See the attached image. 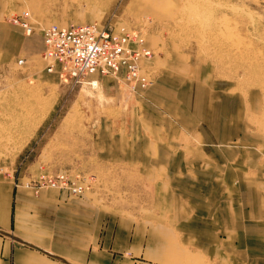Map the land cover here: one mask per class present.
I'll return each instance as SVG.
<instances>
[{
    "label": "crops",
    "instance_id": "obj_1",
    "mask_svg": "<svg viewBox=\"0 0 264 264\" xmlns=\"http://www.w3.org/2000/svg\"><path fill=\"white\" fill-rule=\"evenodd\" d=\"M182 1L128 0V25L108 19L118 32L148 27L154 55L140 74L153 82L107 75L89 92L105 110L74 143L89 151L63 170L88 172L76 174L81 195L33 183L52 171L46 145L17 168L0 163V264H264V97L175 34ZM86 23L103 24L46 0H0V63L24 58L39 87L75 88L60 64L47 70L44 30Z\"/></svg>",
    "mask_w": 264,
    "mask_h": 264
},
{
    "label": "rangeland",
    "instance_id": "obj_2",
    "mask_svg": "<svg viewBox=\"0 0 264 264\" xmlns=\"http://www.w3.org/2000/svg\"><path fill=\"white\" fill-rule=\"evenodd\" d=\"M127 1L46 0L49 9L65 19L97 15L103 24L112 19L128 25ZM138 27L147 36L148 27ZM174 29L219 74L238 79L264 97V0H183ZM38 83L24 65L0 63V163L17 168L40 157L38 149L46 145L48 153L41 157L52 171L41 173L87 176L85 170H63L76 166L89 151L87 144L74 143L104 112V98L89 95L93 89L85 85L51 92Z\"/></svg>",
    "mask_w": 264,
    "mask_h": 264
},
{
    "label": "built area",
    "instance_id": "obj_3",
    "mask_svg": "<svg viewBox=\"0 0 264 264\" xmlns=\"http://www.w3.org/2000/svg\"><path fill=\"white\" fill-rule=\"evenodd\" d=\"M24 19H19L27 35L34 32L31 15L23 12ZM46 49L43 58L47 70L52 71L56 64L61 65L62 76L66 80L90 88L100 87L101 78L107 75L116 76L120 83L132 89H146L153 80L140 74V60L150 59L153 49L145 45L144 31L131 30L118 32L110 21L104 24L86 23L71 27L53 24L44 30ZM132 42L137 47H132ZM26 63L24 58L19 65ZM125 68V74L121 70ZM96 75V77H92ZM84 178H78L68 172L56 174H39L32 177L38 186H49L67 190L71 195H81L85 190Z\"/></svg>",
    "mask_w": 264,
    "mask_h": 264
},
{
    "label": "bare ground",
    "instance_id": "obj_4",
    "mask_svg": "<svg viewBox=\"0 0 264 264\" xmlns=\"http://www.w3.org/2000/svg\"><path fill=\"white\" fill-rule=\"evenodd\" d=\"M87 88H90V87H87ZM93 90H100L101 89V86L100 87H94L92 88Z\"/></svg>",
    "mask_w": 264,
    "mask_h": 264
}]
</instances>
